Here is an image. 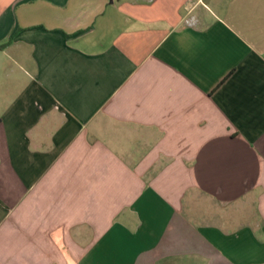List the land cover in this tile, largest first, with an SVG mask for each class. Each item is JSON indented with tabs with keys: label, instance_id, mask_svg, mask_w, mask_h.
<instances>
[{
	"label": "crops",
	"instance_id": "crops-1",
	"mask_svg": "<svg viewBox=\"0 0 264 264\" xmlns=\"http://www.w3.org/2000/svg\"><path fill=\"white\" fill-rule=\"evenodd\" d=\"M0 264H264V0H0Z\"/></svg>",
	"mask_w": 264,
	"mask_h": 264
}]
</instances>
